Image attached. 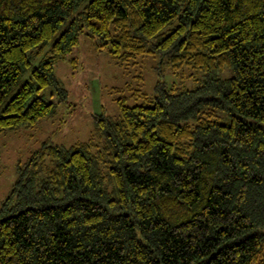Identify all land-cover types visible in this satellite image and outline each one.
Wrapping results in <instances>:
<instances>
[{
  "label": "trees",
  "instance_id": "obj_1",
  "mask_svg": "<svg viewBox=\"0 0 264 264\" xmlns=\"http://www.w3.org/2000/svg\"><path fill=\"white\" fill-rule=\"evenodd\" d=\"M83 35L178 81L17 163L0 264H264V0H0V134L56 115Z\"/></svg>",
  "mask_w": 264,
  "mask_h": 264
},
{
  "label": "rangeland",
  "instance_id": "obj_2",
  "mask_svg": "<svg viewBox=\"0 0 264 264\" xmlns=\"http://www.w3.org/2000/svg\"><path fill=\"white\" fill-rule=\"evenodd\" d=\"M160 60L144 56L129 64H118L98 50L93 39L83 35L67 61L56 66V76L67 90L66 100L47 90V100L58 103L54 117L16 133L0 134V205L12 189L19 161L43 142L71 146L90 139L97 128L95 115L115 116L118 99L129 97L135 89L152 93L163 78L168 84L178 81L176 74L156 69ZM130 104L135 103L129 100Z\"/></svg>",
  "mask_w": 264,
  "mask_h": 264
}]
</instances>
